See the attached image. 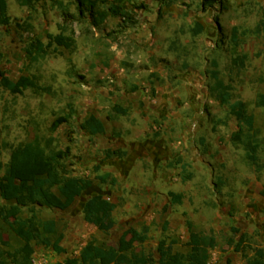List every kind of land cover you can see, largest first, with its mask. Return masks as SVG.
<instances>
[{"label": "rangeland", "instance_id": "rangeland-1", "mask_svg": "<svg viewBox=\"0 0 264 264\" xmlns=\"http://www.w3.org/2000/svg\"><path fill=\"white\" fill-rule=\"evenodd\" d=\"M56 1L77 14L75 0ZM1 2L0 70L11 81L22 75L34 76L40 86L38 92L13 95L0 77V160L7 164L14 149L39 140L47 152L70 148L71 153L54 175L56 183L66 177L94 181L66 211L21 203L22 217L56 220L65 233L61 244L64 252L60 254L53 247L39 244V231L35 229L34 264H68L91 240L117 246L124 231L129 232L134 246L146 253L148 264L159 260L162 248H170L172 259H182L190 249L188 220L198 233L212 238L209 260L214 264H248L247 258L254 255L255 249H264V108L256 105L264 95V50L261 38H246L243 53H252L253 58L234 60L239 53L231 41L237 23L232 11L237 1L221 0L230 12L213 10L209 15L208 10L202 12L199 0H178L168 8L157 0H145L147 9L135 13L134 26H120L119 19L111 18L100 29L85 20H71L67 25L52 0H37L32 10L20 6L17 0ZM247 16L236 26L262 31L260 20ZM217 22L222 25L221 30L216 28L222 31L219 38H199L191 44V52L197 58V69H201L199 75L210 73L211 61L216 58L221 77L233 88L232 102L242 100L255 115L261 143L252 161L243 145L233 140L239 128L229 106L212 97L203 108L206 118L195 125H200L199 135L194 131L184 142L175 136L176 127L183 128V124L173 126L178 116L175 113L189 112L183 110L184 100L167 104L162 90L155 95L148 83L151 67L157 69L171 61L168 45H162L161 31H193L198 23L204 31H215ZM27 23L29 29L23 37L17 32L22 31L17 24ZM63 25L75 31L77 49L70 53L59 48L58 53L31 63L26 41L47 42V36L58 34ZM139 31L158 34L138 44L135 37ZM207 39L209 47L216 45L220 51L207 53ZM134 88L141 92L133 94ZM199 88L205 91L207 84L200 82ZM146 91L148 96L144 98L141 93ZM116 105L126 113L116 112ZM148 116L150 120L145 122ZM63 117H70L69 122L54 131L53 124ZM89 119H101L107 132L89 135L82 128ZM128 136L136 142L127 141ZM107 150L114 155L108 157ZM45 170L42 165L37 173ZM106 173L117 179L115 186L97 180ZM35 175L25 173L22 178L32 180ZM187 176L191 180L184 182ZM170 192L184 195L181 205L171 202ZM96 195L117 204V224L108 235L84 218V210ZM0 205L4 222L14 223L15 219L7 220L6 204L1 198ZM165 221L170 223L167 231H163ZM144 227L149 228L146 234ZM5 240H10L12 246L8 249L9 262L17 264L19 244L8 234ZM172 241L177 243L171 246Z\"/></svg>", "mask_w": 264, "mask_h": 264}, {"label": "trees", "instance_id": "trees-1", "mask_svg": "<svg viewBox=\"0 0 264 264\" xmlns=\"http://www.w3.org/2000/svg\"><path fill=\"white\" fill-rule=\"evenodd\" d=\"M37 0H17L20 6L34 9ZM55 5L63 16V22L68 25L71 20H85L93 28L100 29L111 18L119 19L120 26L131 23L136 24L135 13L146 10L145 0H75L77 14L70 13L64 3L56 0ZM160 5L168 6L172 0H157ZM222 4L221 0H202V10L213 8L216 4ZM2 2L0 0V11ZM3 25V17L0 14V26ZM22 31H17L24 35L29 29L26 25L17 24ZM260 28V27H259ZM259 30V29H258ZM257 30V32H259ZM195 34L204 31L202 24L198 23ZM75 31L69 30L64 25L58 34H49L47 42L26 41V53L31 63H38L46 59L51 54L58 53L59 48H64L70 53L77 49ZM24 37V36H23ZM231 41L235 47L239 46L238 29L232 31ZM3 55L0 54V59ZM213 71L211 77L215 81L212 92L216 99L222 105L229 106L230 115L237 123L239 131L234 135L235 143L243 145L248 158L252 161L254 151L257 145L261 143L255 128L256 118L249 113L247 105L242 100L233 101V88L220 77L219 64L212 62ZM0 77L4 79L6 89L13 95H23L26 91H39L38 79L34 76L22 75L17 81L6 79L5 72L0 70ZM43 92L47 91L42 89ZM257 107H264V95H261L257 102ZM117 112L126 113L121 107H116ZM70 117L59 118L53 124V130L56 131L62 124L68 123ZM89 135L97 136L106 133L105 124L100 119H89L86 125L82 127ZM1 140V135H0ZM71 153L70 148L66 151L47 152L39 140L25 145H20L12 152L10 161L4 164L0 160V198L5 202V216L7 220L15 219L14 223L4 222V208L0 205V264H11L8 258V249H12L10 240H5V235L14 238L18 242L17 264H34V230L39 231L36 237L39 244H46L53 247L57 253H63L62 242L65 239L64 229L53 219H40L34 217H22V206H40L48 209L61 211L68 210L75 202L79 194L93 186L94 181L78 177H66L56 183L54 175L60 171L62 161ZM108 157L114 155L110 150L106 151ZM46 166L45 172L37 173L38 169ZM186 167H183L185 171ZM34 172V179H24L22 175ZM102 184L110 183L115 186L117 179L110 173L97 176ZM191 180V176L183 179L184 182ZM169 196L173 204L181 205L184 195L170 192ZM117 204L103 195H96L91 199L89 206L84 210V218L87 222L103 234H110L116 227L114 217ZM169 221L163 224V231L169 228ZM187 227L190 233L188 246L189 252L182 259L174 260L170 257V248L159 250L160 258L155 264H207L212 247V238L210 236L198 233L192 221H187ZM143 232H149L148 227H144ZM177 242L172 241L171 246ZM248 264H264V249L257 248L252 257L247 258ZM68 264H148L147 255L144 251H139L129 239V232L124 231L119 239L117 246H108L94 239L86 244L80 251L78 257L68 261Z\"/></svg>", "mask_w": 264, "mask_h": 264}, {"label": "crops", "instance_id": "crops-1", "mask_svg": "<svg viewBox=\"0 0 264 264\" xmlns=\"http://www.w3.org/2000/svg\"><path fill=\"white\" fill-rule=\"evenodd\" d=\"M199 1L202 4V0ZM235 1H237L238 3L236 6V10L232 11V17L236 19L237 23H234L233 29L234 28L238 29V40L240 44L238 47H235L232 43L233 48H236V52H239L237 57L235 56L234 60L248 61L249 58L251 57L252 59L254 55L252 53L250 55L246 54V52L243 53L242 44L246 38H251V39H255L256 37H259V39L261 38L260 40L263 41L261 48L264 50V39H263L264 38V0H235ZM176 2H178V0H172L171 2H169L168 6L171 7V5L172 4L174 5ZM168 6L167 7L163 6V7L168 8ZM207 10L209 12L208 13L209 15L213 14L212 13L213 10H220V13L222 14L223 13L227 14L230 12V9L225 8L223 3L222 4L218 3L213 8H207ZM206 11L202 10L203 13H206ZM246 16L259 19L262 27V31L257 32L256 29H254L253 31L251 30L246 31V29L243 28L242 26H236V24H238L240 19L244 20ZM216 28L218 30L222 29V25L220 24V22L216 23V27L214 28L215 31H201V33L199 34H195L196 31H161L164 35V43L162 45L165 44L166 46L168 45L167 53L171 61L169 64L160 65L157 69L151 67V71H150L151 75H148L149 76L148 83L153 87L152 90L153 94L159 95V91L162 90L167 104H174L177 101L184 100L183 110H189V112L181 113V115H179V113L177 112L175 113V115L177 114L178 116L173 120L174 127H176L178 124L181 125L183 124V128L179 127V125L176 127L177 130L175 132V136L177 139L182 138L184 142L186 141L188 142L191 133L194 131H198L197 133L199 135L200 130H198V128L200 129V125L198 128H195V125L197 123L201 124L202 121L206 118L203 108L206 102L212 100V97L216 99L215 95H213L212 92V87L215 83V81L211 77V72L213 71V69L211 70L210 73L206 75H199V71L201 69L199 68L197 69V58L196 57L195 59L193 58L194 56L191 52L193 46L191 44L194 43L195 45L196 43L195 41H197L199 38L202 37L208 38L210 36V37H214L215 39H218L222 31H216ZM232 31H231V38H232ZM157 32L158 31H139V34H137V36L135 37L136 42L138 44H142L145 38L146 40L149 41L150 40L149 37L152 38L154 35H157L158 34ZM208 40L209 39H207L206 42ZM253 42H255V40ZM209 46L210 43L207 42V44L205 45V49L209 54H211L212 52L220 51L218 46L216 45L211 47ZM157 47L160 48L161 45H158ZM214 60L217 61L219 64V61L216 58H214ZM214 60L211 61V64ZM234 62L236 63V61ZM194 65L196 66V68ZM159 69H161L160 72L161 75L159 73H156ZM221 79L224 80L222 77ZM200 82L202 83L205 82L207 84V89L205 91H202L199 88ZM140 92L141 91L137 90V88L133 89V94H139ZM141 94H143L142 96L144 98L148 96L147 91L144 93L142 92ZM192 100H197L199 101V103L193 104L191 102ZM116 107H121V106L116 105L114 109H116ZM119 113L122 114L121 112ZM144 120L145 122H148L150 120V117L148 116L144 118ZM255 128H256V124H255ZM130 140H134V142H136V139H134L133 137L129 138L128 136L127 141ZM108 199L111 200L110 198Z\"/></svg>", "mask_w": 264, "mask_h": 264}, {"label": "built area", "instance_id": "built-area-1", "mask_svg": "<svg viewBox=\"0 0 264 264\" xmlns=\"http://www.w3.org/2000/svg\"><path fill=\"white\" fill-rule=\"evenodd\" d=\"M207 264H214V262L212 260H209Z\"/></svg>", "mask_w": 264, "mask_h": 264}]
</instances>
